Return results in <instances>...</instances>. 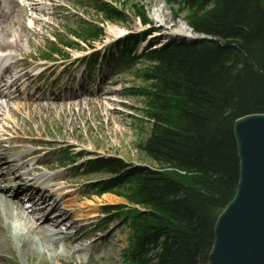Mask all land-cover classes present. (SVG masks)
Here are the masks:
<instances>
[{"label":"trees","instance_id":"16d2710c","mask_svg":"<svg viewBox=\"0 0 264 264\" xmlns=\"http://www.w3.org/2000/svg\"><path fill=\"white\" fill-rule=\"evenodd\" d=\"M166 3L175 20L210 41L179 38L144 56L147 85L132 94L145 100L148 137L138 150L153 170L100 160L95 170L107 179L96 194H115L140 209H117L132 230L125 264H208L216 220L239 178L234 123L264 114V0ZM97 16L129 21L102 4ZM89 29V39L102 35Z\"/></svg>","mask_w":264,"mask_h":264},{"label":"rangeland","instance_id":"374dc122","mask_svg":"<svg viewBox=\"0 0 264 264\" xmlns=\"http://www.w3.org/2000/svg\"><path fill=\"white\" fill-rule=\"evenodd\" d=\"M8 1L10 0H4V3H8ZM57 1L58 0H52L49 2L45 0L44 3L41 4L49 10L45 12V14H40V18L44 21L39 22L36 29H42L46 34L53 32V29H56V25L62 30L72 28L78 29L77 21L80 17L85 18L86 20L89 18L91 21L99 24L98 19L91 13L89 7L86 6L83 0H76L78 3L77 9L69 8L65 5H63L64 8H61ZM61 1L68 4L69 0ZM110 1H115L116 5L125 10L124 13L129 18V21L126 25L111 24L109 22L103 23L105 33H107V29H114L116 31L124 30L127 32H137L140 31V29H149L148 27L143 28L140 25L139 18L133 15L135 12V6L143 9L144 14L147 15L151 22L150 25L155 31L153 37L162 36V38L157 40L160 44L163 42L166 43V41L170 39L166 38L168 31H176L180 26L179 23H184L181 20H175L172 13L173 10L167 5L166 0ZM45 3L52 5V7L44 5ZM83 10L88 14L85 16L81 15ZM161 13L168 18L166 25L158 22L157 17L160 16ZM55 33L57 35L60 31ZM58 38L62 39L63 34H58ZM45 42V37L36 38L35 43L37 46L32 48V50H35V52L39 54L44 53L45 50L43 46L45 45ZM47 44L49 43L47 42ZM97 44L98 43H96V45ZM144 45L145 44H142L140 47H143ZM145 67L146 64L141 66L140 63H137L132 70L121 73L118 76V80H121L122 84L112 88L116 89V93L113 92V94L108 93L103 95V98L112 97L110 99L115 101L121 100L126 105L122 108L115 104L108 106L111 109H115L117 115H114L113 117H111V115L104 116L106 115V112L102 108L99 109L98 112L87 114L89 106H83L79 113L77 111L79 108H74V106L73 108L76 110L77 117H73V120L71 121L67 115L58 114L59 111L68 109L69 106H62L60 110L54 107L50 111L53 123L49 122L46 124V127L44 126L45 128L41 127V130H43L41 132L42 136L50 135L48 137L58 139L64 134V136H67L66 138L76 139L79 142H82L84 146L90 145L97 154L102 153L117 156L124 162L130 164H148L147 160H145L144 156L138 150V145L143 143L148 137L149 127L148 123L145 122L144 117L145 100L143 97L130 95L127 90L129 88L142 89L147 85L144 78L141 76L142 69ZM114 94L118 97L114 96ZM91 107H100V105L96 106L94 103H91ZM59 117H62L66 123L70 124V122H72L73 126L70 124L65 128L60 122ZM68 139H66V141H68ZM93 156L95 157L98 155ZM86 159L85 162L87 161ZM97 177L99 176H90L78 180L74 179L73 183L76 186H79L84 182H93ZM99 179L101 180L102 178L99 177ZM82 190V188H79V191ZM104 195L107 194L95 196L86 191L85 196L87 197L82 196V198L77 201V206H75L76 208L83 207L85 198H88V200L97 205V212L91 225L84 230L87 236L83 240L82 251L79 254H75L71 246L67 248L65 245L59 244L58 247H56V249L54 248V251H52L50 255L51 257L48 255V249L46 248L42 249L37 246L39 252L36 250L35 252L31 251L39 243L37 242L38 240L46 243V240H43L40 235H34L32 238L26 236L20 238V236L15 233L14 228L18 225L23 230L24 235H26L28 231L33 230V227L35 226L34 222L30 221L29 218H26L27 216H22V213L17 211L13 205L10 206V210L12 211V215L16 217L17 221H12L11 223L7 222L5 208L0 204V264H123L124 249H128L132 241V230L129 223L117 215L107 221L103 220L101 212L102 208L105 206H124V208L127 209L129 208L127 207L128 203L123 197L111 193L108 195H111L118 200L114 203H107L106 201L101 200V197ZM61 204L62 203H60L59 206H61ZM66 206L67 205L65 204V207ZM125 209H123V211H125ZM68 212L72 213L70 219L74 220V214H77V212H73L72 210ZM68 220L67 218L65 219V221ZM106 222L108 223L106 224ZM93 228L97 231L96 233L91 232V229ZM54 229H56L54 231H62L63 233L72 232V229L67 230L64 226L60 225L54 227ZM109 231H112V236L106 245L99 238L108 234ZM73 253L74 255H72Z\"/></svg>","mask_w":264,"mask_h":264},{"label":"bare ground","instance_id":"6f19581e","mask_svg":"<svg viewBox=\"0 0 264 264\" xmlns=\"http://www.w3.org/2000/svg\"><path fill=\"white\" fill-rule=\"evenodd\" d=\"M16 6V5H15ZM13 5H10V8L6 9V10H2L0 12V46H4V44H2L1 42H3L1 40V38H6V37H10L14 31H21L23 32L22 29H9L10 27H12L13 22H12V17L15 14V10L16 7ZM158 18V22L159 23H163L166 25V21H167V17L164 16V14L161 13L160 16L157 17ZM180 26L178 27V30L176 31H168L166 38H170L169 40L166 41V43H164L165 45L170 44L171 42H173L176 39H179L178 36H190L191 33L188 30V28L186 27L185 23H179ZM124 31L123 30H114V29H107V33H106V37L105 40H110L113 37H116L118 35H121ZM171 32V33H170ZM165 33V32H164ZM27 36V34H26ZM158 38H162V36H157ZM21 40H18L15 42L14 46H18L19 44H22L21 41L22 37H19ZM27 42H29V40L27 39ZM55 44V43H54ZM56 45V44H55ZM15 49V48H14ZM154 51H158L155 48H147L146 52L143 55V58L145 55L149 54L150 52H154ZM108 70V75L110 77H112V75H114L116 72L112 69L109 68H105ZM117 74V73H116ZM118 79H114L111 84H114ZM98 92V91H97ZM78 96H82V95H78ZM78 96H73V98H75V100H73V103H70V109L68 107V109L65 110H61L58 112V114H62V115H67L68 118L71 119V121L73 120V117H77L76 116V110L74 108H79L77 111L80 113V111L82 110L83 106H89V109L87 110V114L92 113V112H98L99 109H104L106 112V115L104 116H110L113 117L114 115H117V112L115 111V109H110L108 106L110 105L111 99L110 98H102V96L100 95V93H88L85 94V96H89L90 98L87 97H83L81 99H76L78 98ZM55 101L57 103H63L64 101L68 100V99H58L56 97H54ZM71 98H69L70 100ZM37 100L35 99L33 103H35ZM43 101V99H42ZM76 103V104H75ZM91 103H94L96 106L100 105V107H91ZM45 107V108H41V107ZM40 106V104H35V105H26L22 108L21 112L15 113L14 111H8V114H5V117L3 118V120H7V119H16L15 117H18L22 120V124L16 125V124H12L9 125L7 124L5 126L6 128V132H8L6 135H15V134H19L22 129L24 127H27L28 130L26 132H29L30 134H36L37 132H39V129H32L33 124L38 123L37 126L40 125H46L49 122H53V120H51V115H50V111L52 109L51 104L48 102H45V105ZM73 106H75L74 108H72ZM37 107L39 108V111L36 110ZM3 106H0V114L2 116V110H3ZM58 108V106H56V109ZM60 110V109H58ZM48 113V114H47ZM50 115V116H48ZM60 122L63 124V126L66 128L67 125L73 126L72 122L66 123L64 121V119L62 117H59ZM25 125H24V124ZM66 137L63 135V138ZM3 155L2 153H0V170L3 169V167L7 166V164L3 161L2 159ZM18 188L22 187V184L19 182H17ZM28 191H31L30 189H27ZM16 193V192H15ZM70 194L62 199V203L66 204L67 208H62V211L59 210L58 207V202L53 198L52 194L48 195L46 193L43 194H37L36 192L31 191V195L28 198V200L31 201V210L29 211V215L31 216V218L34 220V224L35 226L33 227V230L28 231V233L26 235H24L23 230L21 229L20 226H15V233H17L20 238L23 237H29L32 238L34 237V235H40L42 237V239L46 240V243L44 241L38 240L37 242H39L35 248H33L31 251H38V247L42 249H48V255L50 256L52 251H54V248L56 249V247H58L59 244H63L65 245V247H72L74 250L75 254H79L82 251V245H83V240L85 239V237L87 236V234L83 231L88 223L85 224H81L82 222L87 221L88 219L94 218L95 214L97 212V205L96 203H93L92 201L85 199L87 201H85L83 203V207H78L79 209L77 210L78 213L75 214L76 219L74 221H70L68 222L67 226L68 228H71L73 230V233L71 234H67L64 235L63 233L59 232V231H54L56 229H54V227L58 226V225H64L65 220L68 213L66 212V210H68V208L71 209H75L77 206V201L79 199L82 198V196L78 195V196H73L72 192H69ZM17 194V193H16ZM4 196L1 197V191H0V203L4 204V208L6 211V219L7 222L11 223L12 221H17L16 217H14L12 215V211L10 210V206L13 204L16 208L17 211H21L23 210V202H21L18 198L15 201L9 200L7 199L6 194H3ZM8 195H11V193H8ZM18 195V194H17ZM38 197V200L35 201V198ZM101 200L106 201L107 203H114L115 201H117L118 199L111 196V195H104L101 197ZM82 206V205H80ZM52 217V218H50ZM19 223V222H16ZM20 225V224H19ZM112 236V231H109L108 234L101 236L99 239L102 240V242H104V244H108V241L110 239V237ZM37 239V238H36ZM39 252V251H38ZM74 253L72 255H74ZM55 254H56V250H55ZM51 257V256H50Z\"/></svg>","mask_w":264,"mask_h":264},{"label":"water","instance_id":"95a60500","mask_svg":"<svg viewBox=\"0 0 264 264\" xmlns=\"http://www.w3.org/2000/svg\"><path fill=\"white\" fill-rule=\"evenodd\" d=\"M197 41H210L194 35ZM239 160L234 197L219 214L208 264H264V114L233 126Z\"/></svg>","mask_w":264,"mask_h":264}]
</instances>
